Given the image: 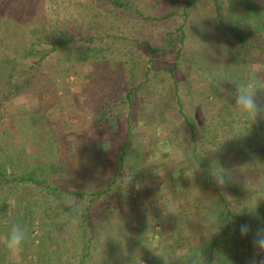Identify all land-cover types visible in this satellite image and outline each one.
Instances as JSON below:
<instances>
[{"label":"rangeland","instance_id":"374dc122","mask_svg":"<svg viewBox=\"0 0 264 264\" xmlns=\"http://www.w3.org/2000/svg\"><path fill=\"white\" fill-rule=\"evenodd\" d=\"M113 1L0 0V67L13 61L0 84V148L24 150L38 164V151L50 153L58 128L70 175L61 178L55 169L50 179L92 192L108 184L128 145L107 194L95 202L75 195L91 205L94 232L85 216L83 225H72L63 195L54 196L58 218L44 213L42 248L13 255L3 237L0 260L6 253L7 264H78L90 243L85 264H205L216 240L212 264H238L236 254L248 261L251 234L218 236L228 208L242 210L240 224L264 226V156L256 154L264 119L245 120L234 107L241 83H252L264 99V16L246 13L247 0H221L219 10L213 0H122L130 8ZM181 23L187 35L179 56L146 49V42L162 46ZM61 38L72 40L52 51ZM144 79L132 106L124 102ZM18 84L21 96L11 92ZM4 91L12 97L2 103ZM186 116L196 124V141ZM211 121H218L220 138ZM241 149L246 159L238 158ZM213 165L242 171L221 188L209 174ZM124 177L131 178L126 185ZM15 214L12 203L0 234Z\"/></svg>","mask_w":264,"mask_h":264},{"label":"trees","instance_id":"16d2710c","mask_svg":"<svg viewBox=\"0 0 264 264\" xmlns=\"http://www.w3.org/2000/svg\"><path fill=\"white\" fill-rule=\"evenodd\" d=\"M215 5L217 6L218 10L221 8V0H213ZM253 0H247L245 11L246 13L253 14L258 19L260 17L264 16V5L259 4H253ZM258 1V0H256ZM114 4H116L119 7H125L130 8V5L128 6L126 3H124L122 0H114ZM171 14H164L160 18H168ZM247 19V17H245ZM257 19V20H258ZM259 27V25H258ZM186 31H185V25L184 23H181L178 25L174 31L167 32V36L163 39L162 46H154L150 42H146V49L153 53H161L162 51H169V50H176L177 56L181 54V49L184 44L185 38H186ZM243 39V38H240ZM70 38H61L57 42H55L52 45L51 50L56 51L61 44L68 43ZM47 53L44 54L41 59L46 58ZM13 61H9L4 63L2 67H0V84L3 85V83L6 82V70H8V67L12 66ZM1 64V63H0ZM171 71L175 70V67L170 68ZM146 80L149 79V69L146 68ZM145 82V79L142 80L137 85H134L128 90L126 97L124 99V102H128L130 106L133 104V99L135 95V90L142 86ZM18 86H15L11 90L13 94H16L18 96H21L20 90L18 89ZM3 99L1 100L2 103L5 102V100L11 99L12 96L9 95L8 92L4 91L3 93ZM15 99V98H14ZM12 99L13 101H15ZM41 102L45 101V99H42L40 97ZM16 102V101H15ZM14 102V103H15ZM48 105H50L49 102H47ZM44 105V103H42ZM231 114V113H229ZM188 124L191 126L192 134L191 138L196 141L197 140V129L196 124L192 122L191 117L186 116ZM218 122V121H217ZM217 122H208V126L210 127L211 132L213 133L215 138H220V129ZM246 123V121H244ZM58 129V128H57ZM57 129H53V136L52 139L50 138L48 141H50L53 146L50 147V155L44 154L41 152V150L38 151L39 154V162L38 164L33 163V159L30 160V157L27 156L25 151H20V149H16L14 152H7L0 148V151L5 152V156L0 158V226L4 223V220L9 213L10 206H12V203L16 205V214L10 219L11 221H14V223H20L27 228V239L23 245L22 252L25 256L28 257V254H31L34 250H38L42 248V245L45 244L46 241V235L43 231L44 227L46 226L47 222V215L48 217L54 221L58 217L57 215H53L54 210V202L56 200L52 199L54 196H62L63 198L65 195H77L78 197L85 198L87 196H91V201L95 202L99 200L104 194H107L109 190L112 188V185L117 182L118 175L120 172L124 169L126 164V155H127V144L122 145L120 154H119V161L114 169V173L112 175V178L108 182L107 185H105L103 188H100L99 190L95 191H76L71 190L69 188L63 187L60 185L59 180L57 177H53L52 180L50 179V173L52 170L58 171L61 175H59L61 178L63 175H70L66 174L69 170L68 164H66L67 160V153L62 152L60 149L59 143H61V140L59 139L58 135H56ZM204 138V135L201 136ZM58 143V144H56ZM253 145H247L248 148L254 147V144H257L255 142L252 143ZM5 147L7 148L8 144ZM41 152V153H40ZM242 152V149L241 151ZM258 156H264V144L260 142V149L256 153ZM51 158L48 161H45V157ZM245 152H242V155L240 154L238 158L240 159H246L244 156ZM57 165V167H56ZM54 168V169H52ZM54 175V174H53ZM59 177V178H60ZM58 182V183H57ZM263 185V181H261ZM55 198V197H54ZM18 207V208H17ZM91 205L87 206V209L85 210V220L87 222V226H90L91 233L94 232V224L91 222V214H90ZM21 210L25 212L24 215H21ZM83 216V217H84ZM233 219H237V221H234ZM8 221V220H6ZM10 221V222H11ZM236 222V223H235ZM243 222L242 217L240 214H236L232 211V209H227V214L225 218V225L224 230L219 234L218 239L222 237H228L229 235H235L239 236V231L237 230L239 228L240 223ZM12 223V222H11ZM249 223V222H246ZM12 225V224H11ZM83 225V223H80L79 227ZM7 226V225H2ZM84 227V226H83ZM4 229H2V233L0 234V240L3 239V237L6 236L9 229H5V234L3 233ZM217 239V240H218ZM245 239L242 242H246ZM86 242V241H85ZM217 245V241L215 240L213 247H212V258L205 263V264H212L214 259V252ZM33 249V250H32ZM91 245L90 243L87 246H82L81 251V259L78 264H85L87 262V259L89 255L91 254ZM30 252V253H29ZM2 259L1 264L6 263V253L4 255H1ZM236 261H238V264H247V259L243 254H236L235 255ZM3 260V261H2ZM19 264L17 262H10L9 264ZM7 264V263H6Z\"/></svg>","mask_w":264,"mask_h":264},{"label":"clouds","instance_id":"9594fccd","mask_svg":"<svg viewBox=\"0 0 264 264\" xmlns=\"http://www.w3.org/2000/svg\"><path fill=\"white\" fill-rule=\"evenodd\" d=\"M234 107L237 115L245 120L256 122L258 119H264V99L258 98L257 88H255L252 83H241L236 86ZM237 171L242 170L225 169L213 165L209 174L217 186L224 188L227 184L236 179ZM130 179L131 178L124 177L122 181L126 185ZM248 182L249 180L247 183ZM225 197L226 199L231 198V196L227 194H225ZM63 203L67 209L66 214L71 224L78 225L85 215L86 205L75 195L70 194L64 196ZM241 211L236 212V214H240ZM238 231L241 237H247L249 234H251L252 237L251 243L254 251L252 256L248 259L247 264H264V226L257 227L253 230L250 224L244 223L239 225ZM26 239V226L20 223H13L4 237V244L8 251L15 255L22 251Z\"/></svg>","mask_w":264,"mask_h":264}]
</instances>
